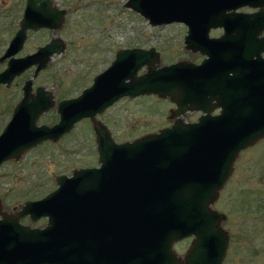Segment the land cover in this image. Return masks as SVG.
<instances>
[{
  "label": "water",
  "instance_id": "obj_1",
  "mask_svg": "<svg viewBox=\"0 0 264 264\" xmlns=\"http://www.w3.org/2000/svg\"><path fill=\"white\" fill-rule=\"evenodd\" d=\"M125 5L153 25L188 24L184 38L188 48L203 49L206 38L217 45L224 39L228 48L234 44L237 54L224 65L234 64L226 69L238 73L221 75L218 83L205 81L198 71L206 63L193 67L178 60L158 65L160 53L154 46L122 47L80 93L57 102V121L38 123L55 99L42 85L33 92V79L54 53L64 49V41L54 36L33 52L15 54L23 47L28 29L58 28L66 9L51 0H26L19 27L0 55V61L7 58L0 83L9 85L25 69L34 64L35 68L0 131V164L45 140H58L84 117L97 122L98 113L124 96L169 97L176 103L172 111L176 119L156 132L125 141H116L104 123L94 125L99 164L57 174L53 190L21 207L24 213L38 209L48 215L47 226L29 229L17 217L1 213L0 264H26L31 247L34 257L46 254L49 264H58L63 253H89L87 243L74 242L75 230H88L94 205L112 206L109 213L115 229L121 230L123 223L129 264H177L171 260V243L189 234L195 238L187 264H221L226 255L229 237L220 226L224 214L211 203L239 151L264 136V58L259 56L264 37L258 39L264 29V0H126ZM244 5L257 10L235 11ZM222 24L227 33L218 38L195 31ZM142 66L146 70L140 73ZM210 87L221 95L218 114L207 113L203 105L215 92ZM188 103H197L206 113L196 121H184L179 115Z\"/></svg>",
  "mask_w": 264,
  "mask_h": 264
},
{
  "label": "rangeland",
  "instance_id": "obj_2",
  "mask_svg": "<svg viewBox=\"0 0 264 264\" xmlns=\"http://www.w3.org/2000/svg\"><path fill=\"white\" fill-rule=\"evenodd\" d=\"M125 2L52 0V4L67 10L61 25L54 29H28L31 31L15 55L31 52L54 36L64 41V49L54 53L48 65L33 79V92L42 85L54 94L56 101L39 116L38 123L57 121L58 100L80 93L96 73L110 64L119 48L154 46L160 53L158 65L188 56L182 36L184 25L180 21L150 24ZM24 6L25 0H0V54L19 27ZM6 60L0 61V70L5 67ZM144 70L146 66L139 72ZM32 75L30 67L15 76L9 85L0 83V131L10 118L15 102L22 96L24 80ZM173 107L169 97L144 93L122 97L97 118L108 126L116 141L132 140L171 125L176 119L171 116ZM184 113L179 117L187 121L188 113ZM241 156L249 158L256 166L255 179L236 184L232 189L226 187L227 190L211 203L212 208L225 214L222 220L226 219L220 223L230 236L229 248L221 264H264V139L243 150ZM97 163L92 122L83 119L58 140H45L19 157L0 164V198L5 208L18 206L27 198L55 188L57 174H71L76 168ZM247 166L239 165L242 169ZM237 172L239 174V170Z\"/></svg>",
  "mask_w": 264,
  "mask_h": 264
},
{
  "label": "flooded vegetation",
  "instance_id": "obj_3",
  "mask_svg": "<svg viewBox=\"0 0 264 264\" xmlns=\"http://www.w3.org/2000/svg\"><path fill=\"white\" fill-rule=\"evenodd\" d=\"M51 2H52V0H51ZM256 10H257V8L251 7L248 5L240 6V7H237L235 9V11H243V12H253ZM179 23L184 25V29L182 31L183 42H184L185 48L189 51L187 52L188 56H185L184 58H181V59H177L175 61L185 60L188 64L192 65L193 67H194V65H197L200 63H206V66L201 68V70L198 71L199 73L204 74L205 81H211V82H217L218 83L221 81L220 80L221 75L222 76L223 75L224 76L225 75L230 76V75H236L238 73L236 69H226V67L231 68V65L234 66V64H232V63L230 65L227 64L226 67L224 65L225 60H228V59H230V57L232 58V57H234V55L237 54V49L234 48V44L228 48V46L226 44L228 41L225 42L224 39L220 42L221 44L217 45V44H214L213 41L211 42V40H209V38H206L203 40V42L205 41L207 45L203 49L188 48V47H186L185 41H184L185 35L188 33V24L183 23V22H179ZM45 28H47V27H45ZM33 30H37V29H33ZM30 31L31 30L27 31V35H28V32H30ZM195 31L198 34L200 33V35L207 33L208 37H211V38H218V37L223 36L225 33H227V32H225L224 24L218 25V26H210L207 30H205L204 28H201V29H197ZM235 33H236V30L234 29V31L232 32V35H235ZM263 37H264V29H262L260 31V33L258 35V39H262ZM26 39H27V36H26ZM26 39H25V41H26ZM48 41L44 42L43 44L47 43ZM194 41L196 42L197 40H192V42H194ZM43 44H41V45H43ZM260 44H264V41ZM260 44H258V45H260ZM41 45H38L35 48V50ZM231 47H233L234 49H232ZM35 50H32L31 52H33ZM27 53H30V52H27ZM27 53H25V54H27ZM25 54H23V55H25ZM16 56H22V55H16ZM259 56L264 58V50H261ZM255 58H257V54L253 53V59H255ZM175 61H172V62H175ZM6 65H7V60H6ZM6 65H5V67H6ZM30 67H32L33 71H34L35 64L30 66ZM4 84H6V83H4ZM209 89H212L215 92H213L212 94H208V96H211V98L208 99L205 103H203V105H205L206 108L208 109L207 113H209L211 115L218 114L221 111V105L219 104L220 98H218V96H221L219 89H217L215 87H210ZM32 90H33V84H32ZM64 98H66V97H64ZM61 99H63V98H61ZM16 102H15V104H16ZM55 103H56V101H55ZM173 103H174V107H173V110H174L176 108V103L175 102H173ZM12 110H13V108H12ZM11 113H12V111H11ZM185 113H188V116H189L188 117L189 119H187V122H193V121L198 120L200 116L205 114L206 110L201 108V106L198 105L197 103H194V104L188 103V107H187ZM99 114L100 113H98L96 115L97 122H95V123H93V121L88 117H84V118L79 120V121H81L83 119L91 120L93 133H94V137H95L96 148H97V141H96V131H95L94 125L96 126L100 121V119L97 118V116ZM171 116L173 118H176V116L172 115V112H171ZM79 121H77L76 123H78ZM76 123L74 124V126L76 125ZM102 123H104V122H102ZM165 126H168V125H165ZM70 131H68V132H70ZM68 132H66V133H68ZM66 133H64L62 136H64ZM262 139H264V136L256 139L252 144H250L249 146H247V147H245L239 151L238 155L236 156V158L234 159V162L232 164V169H231L230 174L228 175L225 183L222 185V187L218 191V196L221 195V193L226 189V187H228L227 189H232L234 187V185H236V184L240 185L244 181H249V180L255 179L256 166L253 165L252 162L251 163L249 162L250 161L249 158H242L241 153L243 152V150L247 149L250 146L257 144ZM98 164H99V162L97 164H91L89 166H95ZM239 165H248V166L246 168L242 169L241 167H239ZM240 169H242V170H240ZM238 170H239V174L237 172ZM50 191H48V192H50ZM48 192H46L43 195L37 196V197L27 198L22 203H20L18 206H13L10 208H5L3 201L0 198V204H1L0 205V210H1L0 218H2L1 213L4 212L6 214H10L14 217H17L18 222L21 225L28 227L29 229H43L49 223L48 215L40 213L38 209L31 210L29 212L24 213V212H21V207L26 201L40 199L44 195H46ZM111 209H112V206H110V205H94L92 207L91 213L89 215V217H91L90 227L88 228V230L80 229V228H78V230H75L76 235H75V240H74V242L78 243V244L87 243V245L89 246V253H87L85 255L79 253L78 255H75V256L66 255L65 253H63V254L59 255V257L57 258L58 264H129L128 246H127L126 236H125V232H124L125 230L123 228L124 226L122 225L123 224L122 223L121 224V230L114 228L113 221L110 218L112 214L109 213V211ZM222 213H223V211H222ZM224 217H225V214H224ZM225 219H223V220H225ZM220 226H222L228 233V237H229L228 246H227V250H228L229 241H230L229 232L222 225V223H220ZM194 238H195V234H189V235H186L184 237L174 239L171 243V250L173 253V254H170L173 256V257L171 256L172 257L171 260H173V258H174V260L177 262V264H187V262H188L187 255H188L189 250L191 249V247L193 245ZM32 242L34 243V240H32V237H31L30 243H32ZM26 264H49L48 263V257L46 254H43V253H41L40 256L34 257L32 247H31L30 252H29V256H28V260L26 261Z\"/></svg>",
  "mask_w": 264,
  "mask_h": 264
}]
</instances>
